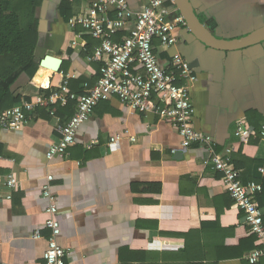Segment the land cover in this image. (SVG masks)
Returning a JSON list of instances; mask_svg holds the SVG:
<instances>
[{"label": "crops", "instance_id": "obj_1", "mask_svg": "<svg viewBox=\"0 0 264 264\" xmlns=\"http://www.w3.org/2000/svg\"><path fill=\"white\" fill-rule=\"evenodd\" d=\"M126 1L132 10L139 9V0ZM163 1L175 10V1ZM189 1L205 29L219 39L236 40L264 28V0ZM32 2L38 4L40 53L50 58L36 81L21 73L12 84L20 101L37 95L47 100L63 76L71 74L70 91L83 90L85 83L91 87L100 63L87 59L90 35L67 25L85 11L87 0ZM175 16L184 21L175 29L178 40L169 48L154 42L159 60L166 63L179 52L189 62L197 77L190 88L193 125L224 155V147L235 142L237 122L246 121L256 131L264 124V40L231 50L216 48L197 37L178 10L170 15ZM57 104L65 105H36L26 111L20 129L0 130V264H45L49 230L41 227L47 206L41 190L46 183L59 208L57 242L69 250L68 264H189V256L202 253L216 264H248L246 256L258 243L212 168L205 145L183 147L172 125L111 97L95 105L64 158L47 160L46 149L70 118L51 108ZM117 133L118 146L108 145ZM91 140L96 143L85 147ZM259 142L241 147L242 153L264 161ZM259 167L264 165L237 168L241 181L257 173L263 178ZM47 175L52 180L47 182ZM10 177L16 181L13 187L7 185ZM36 228L39 238L34 237ZM190 231L198 235L180 255ZM201 264L212 263L203 259ZM259 264H264V253Z\"/></svg>", "mask_w": 264, "mask_h": 264}, {"label": "built area", "instance_id": "obj_2", "mask_svg": "<svg viewBox=\"0 0 264 264\" xmlns=\"http://www.w3.org/2000/svg\"><path fill=\"white\" fill-rule=\"evenodd\" d=\"M173 2V0H170ZM140 7L132 10L126 0H87L84 12L68 19L73 29L80 27L86 34L99 41L88 60L100 63L99 76L89 87L83 85L82 93L70 91L69 79L75 74L63 76L62 81L46 100L37 95L35 100H21L0 113V130H18L25 123L26 111L36 105H48L59 101L75 102L74 112L59 128L60 136L51 142L45 151L47 160L64 158L67 149L74 144L79 126L92 114L101 100L117 98L126 107L150 114L172 125L182 138V146L205 145L210 151L212 168L219 172L225 191L242 213V220L251 235L256 237L259 247L248 252V264H259L264 253V205H259L255 195L261 186L255 182L244 183L240 170L234 166L231 155L239 147L248 146L252 138L260 136L264 144V124L256 131L248 122H237L233 136L235 142L224 147V155L216 150V144L209 135L195 129L194 107L190 94L196 80L189 62L179 52H174L166 63L159 60L155 41L163 48L176 43L175 29L183 21L180 16L170 17L173 9L163 0H139ZM119 133L109 138L108 145L118 146ZM133 139V138H132ZM95 140L85 144L92 147ZM264 175V168L259 167ZM47 182L52 175L46 176ZM15 179L7 180L9 187L15 186ZM42 196L47 201L46 217L41 227L49 230L47 246L43 252L45 264H68L69 250L57 242L60 233L59 208L49 183L42 187ZM39 238V228L34 231Z\"/></svg>", "mask_w": 264, "mask_h": 264}, {"label": "trees", "instance_id": "obj_3", "mask_svg": "<svg viewBox=\"0 0 264 264\" xmlns=\"http://www.w3.org/2000/svg\"><path fill=\"white\" fill-rule=\"evenodd\" d=\"M29 1L31 3H27V0H0V113L20 101V95L16 94L12 89V84L19 74L23 73L28 78H32L40 61L44 58V52L40 53L42 49L38 46L39 32L35 17V8L38 4L36 2L33 3L32 0ZM89 38L85 49L89 51L87 53H92L99 41L93 42L92 39L94 38L91 36ZM78 82L80 84L83 83L82 81ZM80 89L77 93H82L83 90ZM46 91L48 92V90ZM74 105L75 102L69 100L63 107L57 104L51 108L60 110V115H66V118H68L74 112ZM255 128H259V126L256 125ZM259 141H261V138L258 134L256 138L249 142L256 145L261 143ZM232 161L236 168L247 169L253 167L256 170L261 164L264 165V161L250 158L245 153H242L241 147L232 154ZM249 179L258 181L261 184V190L257 192L255 197L259 205H264V177L261 178L257 173L256 175L252 174L249 178H244L243 181L245 182ZM159 188L158 185L156 190L158 191ZM195 235H198V231H190L186 235L184 248L180 251V255H184V252L189 250ZM251 237L256 241L254 235H251ZM249 248H252V246ZM240 254L238 252L237 255L239 256ZM216 257L219 259L225 257V255H217ZM203 259L208 261V263L216 264V262H211L209 255H204V253L189 256V264H201ZM148 260L145 259L142 263H147Z\"/></svg>", "mask_w": 264, "mask_h": 264}, {"label": "water", "instance_id": "obj_4", "mask_svg": "<svg viewBox=\"0 0 264 264\" xmlns=\"http://www.w3.org/2000/svg\"><path fill=\"white\" fill-rule=\"evenodd\" d=\"M176 4V9L183 16L188 27L199 37L205 44L213 46L220 49L231 50L236 48H241L247 45L258 43L264 40V28L258 31H254L246 36H243L240 39L236 40H222L213 36L209 31L205 29L202 23L199 21L197 14L194 12L189 0H174ZM50 57L44 56L40 61V64L33 75V80L36 81V77L39 76L41 72V66L44 62ZM176 157H180L181 153L177 152Z\"/></svg>", "mask_w": 264, "mask_h": 264}, {"label": "flooded vegetation", "instance_id": "obj_5", "mask_svg": "<svg viewBox=\"0 0 264 264\" xmlns=\"http://www.w3.org/2000/svg\"><path fill=\"white\" fill-rule=\"evenodd\" d=\"M167 2L169 3V5H173V2H174V0H173V2H171L170 0H167ZM174 8V7H173ZM172 8V9H173ZM176 5H175V10L173 9V13H175L176 12ZM184 21H182L181 23H183ZM177 40H178V37L176 36V42H177Z\"/></svg>", "mask_w": 264, "mask_h": 264}]
</instances>
